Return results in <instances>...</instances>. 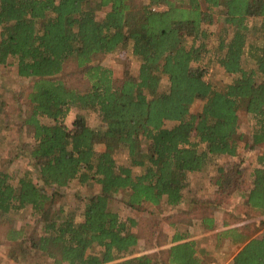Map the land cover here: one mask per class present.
<instances>
[{"label": "trees", "instance_id": "16d2710c", "mask_svg": "<svg viewBox=\"0 0 264 264\" xmlns=\"http://www.w3.org/2000/svg\"><path fill=\"white\" fill-rule=\"evenodd\" d=\"M253 18L260 20L258 39L250 36ZM217 21L214 44L210 26ZM120 47L139 58L137 74L117 78L96 60ZM10 59L30 80L21 123L33 136L21 152L43 182L30 170L16 182L0 171V211L30 206L38 214L40 231L7 233L9 257L21 264H158L153 254L134 252L137 219H123L112 201L138 211L146 203L181 207L190 175L213 157L235 156L243 142L264 144V0H0V64ZM217 68L232 80L215 78ZM84 111L95 112L100 125L90 126ZM74 180L100 187L86 196L81 220L52 206ZM210 180L225 198L239 194L246 214L264 217V149L248 189L234 168L219 166ZM204 223L213 228L214 217L204 216ZM243 224L218 233L242 244L232 264H264V232L251 237V224ZM187 238L176 233L162 263L209 264L205 250Z\"/></svg>", "mask_w": 264, "mask_h": 264}, {"label": "rangeland", "instance_id": "374dc122", "mask_svg": "<svg viewBox=\"0 0 264 264\" xmlns=\"http://www.w3.org/2000/svg\"><path fill=\"white\" fill-rule=\"evenodd\" d=\"M142 2L149 3L150 0H141ZM203 1V0H202ZM161 8L162 5H157ZM105 9L98 13V17L105 15ZM221 27V23L217 21L211 25L210 28L215 31V34L211 37V42L216 44L218 39L217 30ZM250 36L254 39L262 37L260 31V20L253 18L250 23ZM98 62L110 67L114 71L115 77H123L126 73L137 74L139 71L140 60L132 52L131 48L120 47L115 51L99 55L96 57ZM14 59H10L6 64H0V108L1 117L5 121L3 123V141L0 145V171H5L10 174V181L16 182L18 177L26 170H30L34 179L43 182L39 179L38 168L34 166V163L28 155L23 154L21 151L25 143L31 142L32 133L26 130L21 123V117L24 115L26 108L28 107L27 95L29 93L30 80L22 78L18 75L17 65ZM248 66L252 65V62H247ZM215 73V78L219 77L226 82L232 80L233 77L220 72L219 68L212 71ZM168 80L163 79V87L166 89ZM201 107V103H198L193 110L197 111ZM78 112V109H73L66 123L69 127H72L74 118ZM87 116V121L90 126H99L101 121L99 116L93 111H84ZM242 131L247 135L250 134L251 122L248 116L242 112ZM169 122L168 125H171ZM26 146V145H25ZM99 149L102 145L97 146ZM28 151L30 149L26 148ZM264 144L256 146H247L245 142L241 143L239 152L235 156L231 155H217L212 158L207 167L201 173L191 174V185L189 188V197H196L201 199L202 202L196 205L193 213L189 215V210L182 207H170L166 204L160 206H154L146 203L140 211L137 209L129 208L120 202L119 198H115L112 201V207L119 211L121 217L126 219L128 217H134L137 219V225L134 230L139 236V244L135 248L136 254L150 253L157 259L158 264H164L163 259L166 258V249L172 243L173 235L175 233L185 232L184 229L188 227L187 222L183 220L187 217L194 215L196 218H201L205 214V209L210 205L214 210L209 214L214 217L215 231L210 233V229H207V225L203 222L193 221L192 226L189 229L192 230V235L196 236L198 242V248L205 250V260L209 264H232L233 257L240 249L241 245H235L230 242L228 237L218 239V233L228 227L242 226L245 221L251 224V233L253 237L261 236L264 232V224H261V217H255L253 214H246V209L241 203L239 194H235L230 198H225L223 195L217 194L214 189H210L208 181L211 175L217 173L219 166L225 168H234L242 172L246 179V184L243 186L248 189L250 186V174L253 168L258 165V156L263 152ZM120 160H124L127 156L123 151L119 153ZM13 160H9V159ZM138 168L136 172H140ZM45 188L52 192L54 187L46 186ZM99 185L92 183L88 187H81L77 180L72 181L66 187L59 189L58 194L54 197L53 207L57 209L59 206H64L66 210L71 213H76V219L81 220L85 206V198L92 192L99 190ZM121 197V194L118 195ZM201 197V198H200ZM207 198V199H205ZM187 207V205H186ZM245 220V221H243ZM227 227V228H226ZM11 229H23L26 236L31 234L33 230L40 231V224L38 214H34L33 209L28 206L19 211H11L9 213H2L0 211V263L3 264H21L17 260L9 257V251L13 250V245L9 239H7V233ZM217 230V231H216ZM203 255V257H204ZM54 264V263H52Z\"/></svg>", "mask_w": 264, "mask_h": 264}, {"label": "crops", "instance_id": "0c3cea01", "mask_svg": "<svg viewBox=\"0 0 264 264\" xmlns=\"http://www.w3.org/2000/svg\"><path fill=\"white\" fill-rule=\"evenodd\" d=\"M210 178H211V176H210ZM208 184H209V187H210V189H214V186H213V184L211 183V180L209 179V181H208ZM191 185V175H190V177H189V184H188V186L185 188V190H184V194H185V196H186V200H185V202L182 204V205H180L182 208H186V209H188L189 210V215H191V213H193V211H194V206H195V203H196V205H199V204H201L202 202H194V201H192V199H196V197H189V193H188V190H189V188H192L193 187V185L192 186H190ZM201 198V197H200ZM205 199H207V198H205ZM199 201H202L201 199H198ZM186 205H187V207H186ZM205 214L207 213V215H211V216H213L212 214H209L210 212H213L214 210L210 207V205L205 209ZM210 211V212H209ZM214 213V212H213ZM193 221H194V223L195 222H203L204 223V215L201 217V218H196L194 215H192V217H187V219L185 218L184 220H183V222H187V224H188V227L186 228V229H184V231L185 232H181L182 234H185V235H187L188 236V238L187 239H185V241L186 240H194V241H196V243H197V247H198V242H197V240H196V236H193L192 235V230L191 229H189L190 228V226H192V223H193ZM227 228V227H226ZM230 227H228L227 229H229ZM207 229H210V233H212L213 231H215L214 229H215V227H213V228H207ZM225 230V229H224ZM217 231V230H216ZM176 234V233H175ZM174 236V235H173ZM251 237H253L252 235H251ZM218 239H219V236H218ZM231 242V241H230Z\"/></svg>", "mask_w": 264, "mask_h": 264}, {"label": "built area", "instance_id": "2783aa9c", "mask_svg": "<svg viewBox=\"0 0 264 264\" xmlns=\"http://www.w3.org/2000/svg\"><path fill=\"white\" fill-rule=\"evenodd\" d=\"M156 8H158V9H163V8H165V7L163 6V7H161V8H159V7H156Z\"/></svg>", "mask_w": 264, "mask_h": 264}]
</instances>
